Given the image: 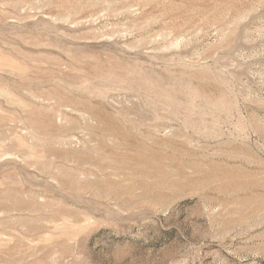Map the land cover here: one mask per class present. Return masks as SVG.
Returning <instances> with one entry per match:
<instances>
[{"label":"rangeland","instance_id":"rangeland-1","mask_svg":"<svg viewBox=\"0 0 264 264\" xmlns=\"http://www.w3.org/2000/svg\"><path fill=\"white\" fill-rule=\"evenodd\" d=\"M0 264H264V0H0Z\"/></svg>","mask_w":264,"mask_h":264}]
</instances>
